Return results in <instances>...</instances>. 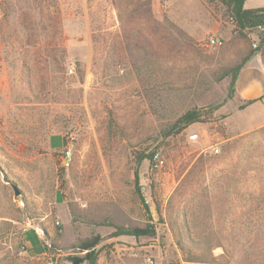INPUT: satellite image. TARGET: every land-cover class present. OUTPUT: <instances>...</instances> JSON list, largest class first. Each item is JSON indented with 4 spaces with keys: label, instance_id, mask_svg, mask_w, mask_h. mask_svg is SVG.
<instances>
[{
    "label": "rangeland",
    "instance_id": "rangeland-1",
    "mask_svg": "<svg viewBox=\"0 0 264 264\" xmlns=\"http://www.w3.org/2000/svg\"><path fill=\"white\" fill-rule=\"evenodd\" d=\"M149 2L170 56L120 21L127 0H57L65 70L42 71L41 92L22 62L26 32L0 11V264H72L92 238L97 264H264V109L240 108L229 78H213L242 42L217 2ZM211 34L215 51L201 46ZM193 108L206 121L171 134ZM147 224L153 237L113 236Z\"/></svg>",
    "mask_w": 264,
    "mask_h": 264
},
{
    "label": "trees",
    "instance_id": "trees-1",
    "mask_svg": "<svg viewBox=\"0 0 264 264\" xmlns=\"http://www.w3.org/2000/svg\"><path fill=\"white\" fill-rule=\"evenodd\" d=\"M217 2L225 8V18H232L235 21L236 35L232 43H241V56L231 66L224 68L214 75V81L220 82L229 78L228 98L235 93V83L240 71L244 68L250 58L264 46V7L255 9H244L245 0H208ZM128 13L120 17V21L125 18L130 25V30L139 31L145 35L152 46L154 56H170L174 49L173 41L168 30L161 22L156 20L151 11L149 0H127ZM41 10L45 21V32L37 37L35 32L36 21L40 18L33 14L34 10ZM0 11L4 18L13 16L19 25L26 32L24 58L22 60L25 70L34 72L38 92L43 91L50 84L49 76L41 75L42 71L50 72L54 70H65L66 48L61 28V16L57 0H0ZM42 19V20H43ZM260 29V30H259ZM257 31V44L253 48L249 34ZM95 32L92 39H96ZM76 73L79 80H82L83 71L79 63H75ZM255 100L246 101L240 108L254 103ZM216 109V108H214ZM204 114L198 109H191L183 113L172 125L171 134L180 133L195 123L205 122ZM110 130V127H109ZM260 130V129H259ZM148 158L139 154L137 163ZM151 159V157H149ZM135 189L140 194L137 173H135ZM175 231L174 228L172 229ZM154 228L147 224L143 228L139 227H115L113 236L127 237H153ZM98 238L85 240L79 245V252H85L80 257L71 258L72 264H97L98 251L95 249ZM175 244L181 253H187L184 249L182 237L175 236Z\"/></svg>",
    "mask_w": 264,
    "mask_h": 264
},
{
    "label": "crops",
    "instance_id": "crops-1",
    "mask_svg": "<svg viewBox=\"0 0 264 264\" xmlns=\"http://www.w3.org/2000/svg\"><path fill=\"white\" fill-rule=\"evenodd\" d=\"M264 7V0H245L244 9ZM235 97L245 103L255 100L246 108L260 103L264 109V46L254 54L240 71L235 83ZM229 117H226L227 120Z\"/></svg>",
    "mask_w": 264,
    "mask_h": 264
},
{
    "label": "built area",
    "instance_id": "built-area-1",
    "mask_svg": "<svg viewBox=\"0 0 264 264\" xmlns=\"http://www.w3.org/2000/svg\"><path fill=\"white\" fill-rule=\"evenodd\" d=\"M162 1H165V0H162ZM228 24L233 29H235V25L236 24H235V21L232 18H229L228 19ZM256 40H258V39L256 38ZM223 43H224V41L221 38L217 37L214 34H211V35H208L206 37V39L201 44V46L204 49H206V50L215 51V50L221 48L223 46ZM252 47L253 48L256 47V43L255 42H253ZM196 138H197V135H195V134H193V135L190 136V139H196ZM152 159H153V162H154L155 166H161L162 161L160 160L158 153L153 154V158Z\"/></svg>",
    "mask_w": 264,
    "mask_h": 264
},
{
    "label": "water",
    "instance_id": "water-1",
    "mask_svg": "<svg viewBox=\"0 0 264 264\" xmlns=\"http://www.w3.org/2000/svg\"><path fill=\"white\" fill-rule=\"evenodd\" d=\"M17 193V192H16Z\"/></svg>",
    "mask_w": 264,
    "mask_h": 264
}]
</instances>
